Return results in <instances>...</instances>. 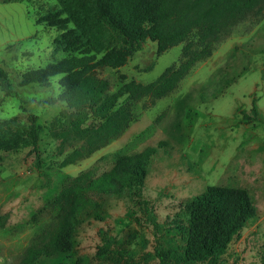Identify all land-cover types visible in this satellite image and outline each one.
I'll return each mask as SVG.
<instances>
[{
	"label": "rangeland",
	"instance_id": "obj_1",
	"mask_svg": "<svg viewBox=\"0 0 264 264\" xmlns=\"http://www.w3.org/2000/svg\"><path fill=\"white\" fill-rule=\"evenodd\" d=\"M57 0H0V65L17 95L8 96L0 83V121L30 124L37 116L39 155L31 145L0 151V264H21L26 249L59 220L64 188L80 174L101 175L123 154L158 147L145 180L143 198L154 209L161 239L177 247L179 234L169 224L183 214L185 202L208 186L245 188L257 207L242 235L226 253L227 264H261L264 251V12L251 13L215 37L201 42L197 31L185 41L158 53L157 41L146 39L126 64L104 67L95 75L109 82L113 95L127 81H155L166 68L179 65L195 50L210 54L197 61L178 86L162 97L119 96L110 112L129 102L133 119L105 146L77 157L70 154L102 118L90 108L74 109L64 101L49 103L62 92L57 74L48 86L22 85V75L69 55L56 50L61 33L37 19ZM72 26V24H69ZM185 46L189 49L186 51ZM258 118L247 120L253 103ZM104 101L100 107H105ZM161 142H164L162 144ZM161 143V144H160ZM94 194L98 206L81 219L72 252L42 256L36 264H124L118 255L138 261L153 252L154 227L138 200L126 191ZM169 222V223H168ZM112 236L116 242L108 243ZM109 244L106 249V245ZM151 260L148 264H157Z\"/></svg>",
	"mask_w": 264,
	"mask_h": 264
},
{
	"label": "trees",
	"instance_id": "obj_2",
	"mask_svg": "<svg viewBox=\"0 0 264 264\" xmlns=\"http://www.w3.org/2000/svg\"><path fill=\"white\" fill-rule=\"evenodd\" d=\"M262 12L264 0H57V6L40 16L37 23L60 30L54 40L55 49H62L69 55L26 71L21 83L48 86L53 76L63 74L59 80L62 92L49 99V103L60 100L70 108H90L102 118V122L90 130L84 144L70 154L68 159L74 160L105 146L129 126L134 117L129 102L109 111L119 96L128 95L130 99L147 95L162 97L174 90L194 64L210 51L206 47L186 54L179 65L166 68L153 82H124L113 95L108 93L109 82L97 77L96 70L123 66L146 39L157 41L161 54L185 41L193 31H197L201 42L215 40L230 24L251 13ZM188 49L185 46V50ZM0 83L8 96L18 94L1 65ZM102 101L109 105L101 108ZM243 115L247 120L258 118L256 103H253L252 114L243 111ZM29 118V125L16 119L0 121V151L26 144L39 155L37 116L31 114ZM157 152L158 147H148L137 153L123 154L101 175L87 171L72 179L59 200L58 223L26 249L21 264H36L42 256L72 252L77 226L89 210L98 206L93 195L115 189L119 193L126 191L139 201L157 238L154 251L144 254L145 262L142 263L131 253L118 249V255L125 258L124 264H148L151 260H156L157 264H227L225 255L231 242L242 235L246 223L257 213L248 191L240 187L208 186L188 199L183 208L187 219L179 215L168 222L178 230L179 244L167 246L160 238L161 226L154 209L143 198L149 166ZM114 241L112 236L107 239L110 244ZM261 258L264 264V251Z\"/></svg>",
	"mask_w": 264,
	"mask_h": 264
}]
</instances>
